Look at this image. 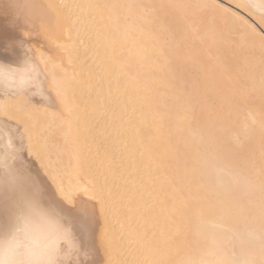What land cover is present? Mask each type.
<instances>
[{
	"label": "bare ground",
	"instance_id": "bare-ground-1",
	"mask_svg": "<svg viewBox=\"0 0 264 264\" xmlns=\"http://www.w3.org/2000/svg\"><path fill=\"white\" fill-rule=\"evenodd\" d=\"M50 253L264 264V0H0V264Z\"/></svg>",
	"mask_w": 264,
	"mask_h": 264
},
{
	"label": "snow or ice",
	"instance_id": "snow-or-ice-1",
	"mask_svg": "<svg viewBox=\"0 0 264 264\" xmlns=\"http://www.w3.org/2000/svg\"><path fill=\"white\" fill-rule=\"evenodd\" d=\"M36 214H37L36 206L33 203L29 202L28 204L25 205V207L22 211V218L24 220H27L28 218H30ZM5 227H7V226H5ZM39 264H59V262L55 258V254L50 253L48 255V257L45 260L40 261Z\"/></svg>",
	"mask_w": 264,
	"mask_h": 264
}]
</instances>
